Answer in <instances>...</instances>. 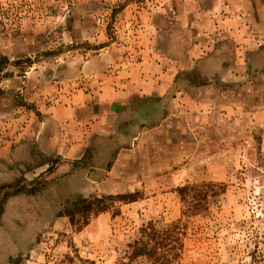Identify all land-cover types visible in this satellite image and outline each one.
I'll list each match as a JSON object with an SVG mask.
<instances>
[{"label":"rangeland","instance_id":"rangeland-1","mask_svg":"<svg viewBox=\"0 0 264 264\" xmlns=\"http://www.w3.org/2000/svg\"><path fill=\"white\" fill-rule=\"evenodd\" d=\"M263 47L264 0H0V97L18 104L0 130L22 124L21 105L41 116L28 88L51 103L163 66L189 131L168 130L167 143L156 133L117 163L114 153L115 176L93 192L78 161L0 184V264H264V64L248 59ZM217 48L237 56L232 73L218 71L230 58ZM109 195L97 215L80 202ZM149 222L174 229L177 248L133 258Z\"/></svg>","mask_w":264,"mask_h":264},{"label":"crops","instance_id":"crops-1","mask_svg":"<svg viewBox=\"0 0 264 264\" xmlns=\"http://www.w3.org/2000/svg\"><path fill=\"white\" fill-rule=\"evenodd\" d=\"M215 52L214 56L218 57L219 53L222 59L230 58V62L216 64L220 66L218 71L226 73L230 69L232 73L237 58L235 53H226L220 48ZM250 56L251 66L258 68L264 64V47ZM157 68L160 74L156 77L124 84L104 80L96 89H78L69 97L60 94L51 103H46L45 97L38 95L37 98L28 88L25 100L28 104L35 102L41 116L36 110H26L25 105H21L22 113L17 120L22 124L7 131L0 130V184L12 183L21 176L32 181L46 175L51 161L58 160L54 174H60L78 161L85 172L79 181L93 192L104 188L115 176L116 166H111L114 153H118L117 163L127 152H137L144 146L158 143L159 139L154 137L156 133L165 138L169 136L168 130L174 128L181 130L184 136L189 132L186 129L188 109L184 98L182 105H176L179 98L175 97L174 89L179 82L170 79L172 68ZM23 84L25 91L30 81L24 80ZM17 107L13 98L0 97V118ZM21 196L24 194L9 198L7 213L10 204ZM5 225L0 224V228ZM5 257L9 259L10 253L6 252Z\"/></svg>","mask_w":264,"mask_h":264},{"label":"trees","instance_id":"trees-1","mask_svg":"<svg viewBox=\"0 0 264 264\" xmlns=\"http://www.w3.org/2000/svg\"><path fill=\"white\" fill-rule=\"evenodd\" d=\"M119 196V195H118ZM117 196V197H118ZM121 197H124L122 195ZM113 195H109L106 198L104 197H93L90 200L82 199L80 202H88L91 208L94 211V215L100 214V212L106 210L109 206V203H105L108 199H113ZM132 198V197H129ZM134 200V199H131ZM75 217L72 216V221L74 222ZM153 222H149L148 224H144L141 228L142 231V237L137 239L134 243V250L132 252V257L137 258L142 255L146 256H153L156 253V257L159 258L162 253H159L157 251V246L160 245H167L171 242V248L175 249L177 248V243H179L180 236L177 235V232L174 229L168 228V230L161 232L160 229H157ZM164 233V235H163ZM144 235L147 236V238H144ZM155 241L152 243V241ZM134 260V259H131ZM156 261H160L161 264H165L170 262L172 259H155Z\"/></svg>","mask_w":264,"mask_h":264}]
</instances>
